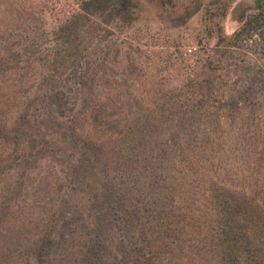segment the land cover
Wrapping results in <instances>:
<instances>
[{"label":"rangeland","instance_id":"obj_1","mask_svg":"<svg viewBox=\"0 0 264 264\" xmlns=\"http://www.w3.org/2000/svg\"><path fill=\"white\" fill-rule=\"evenodd\" d=\"M261 7L258 0H0V121L4 117H12L14 121L29 112L33 130L28 134L35 137L37 148L44 147V140H59L61 147H68L69 142L64 143L62 134L69 133L74 118H84L82 96L77 89H88L94 103L85 116L87 121H83L77 133L97 141L112 135V128L116 135L119 134L122 125L127 128L142 115H148L150 120L154 117V123H161L168 116L174 121L169 122V128L161 125L154 133L152 140L158 141L157 146L152 142L130 153L154 149L158 152L154 155L159 157L158 148L168 152L172 149L174 153L179 150L165 143L171 133L172 137L185 139L197 132L200 144L197 142L196 149L201 148L204 158L200 162L192 159V144L186 149L187 159L194 162L197 173L209 180L214 171L222 178L229 177L225 172L231 171L238 179H243L247 176L243 171L249 172L252 167L248 158L254 159V156L256 159L259 152H264V19L259 17ZM255 17L259 19L248 24ZM75 20L80 25L78 36L69 37L67 25ZM248 29L252 30L247 32ZM77 42L82 44L75 55L72 52ZM80 70L89 78L85 88L78 86L74 78L67 79ZM47 76L54 77L49 79L50 86L58 84L76 91V94L69 93V99L78 97V100L65 111V117L42 97V91L48 87L43 83ZM180 124L185 125L183 132ZM42 125L54 128L48 131ZM58 125L61 130L55 129ZM253 140L258 144V151L255 148L246 155ZM7 148L0 145V153ZM69 148L78 155V150ZM236 148L243 159H234ZM48 159L43 156L38 165L31 166V190L46 186V178L50 185L58 184L56 175L50 174L47 168L56 167L61 171V164H48ZM260 164L264 171V162ZM166 170L169 175L165 183L159 184L164 188H159L152 199L148 193L143 194L144 203L138 205L140 225L132 220L123 221L117 214L110 215L113 226H117H112L106 239L103 264L189 263L192 255L187 251L194 252L196 247L187 245L184 254L182 245L167 241L171 229L178 226L175 222H179L178 218L181 219L186 206L190 205L189 201L185 203L181 199L186 192L180 196L168 195L172 193L175 178L180 179L186 172L177 153ZM14 174L10 171L4 186L12 182ZM236 177L225 179L230 183L226 185L227 190L232 182L238 181ZM61 181L64 186L68 184L63 178ZM41 199L43 204L44 192ZM170 199L183 209L169 208L166 202ZM26 202L28 205L34 203L31 199ZM50 203L47 209L54 211ZM91 203L92 200L85 204L87 213ZM38 206L35 212L30 206L22 205V216L27 225L28 220H33L45 228L46 221L41 220V216L48 212ZM144 206L151 207L152 213L144 212ZM196 216L203 227L201 230L214 224L213 219L207 220L205 215ZM233 218L238 221V216L233 215ZM90 219L87 215L81 222L88 225ZM14 221L12 216L8 222L10 238L15 230ZM90 228L78 227V232L69 235L67 242L58 239L59 246L66 244L52 255L51 264H87L80 257L88 248L83 247V240L95 242ZM28 229L35 231L33 226ZM175 238L179 239L176 235ZM1 263L12 264L10 261ZM17 263L22 264L20 260Z\"/></svg>","mask_w":264,"mask_h":264},{"label":"trees","instance_id":"obj_2","mask_svg":"<svg viewBox=\"0 0 264 264\" xmlns=\"http://www.w3.org/2000/svg\"><path fill=\"white\" fill-rule=\"evenodd\" d=\"M258 2L262 3V14L259 17L264 19V0H258ZM77 17H80V14ZM257 19L259 18L251 19L248 24L252 25ZM67 29L70 30L68 31L69 37L74 34L78 36L77 30H80V25L75 20L73 24L67 25ZM250 30L252 29H248L247 32ZM81 44V42H77L72 54L79 53ZM72 78L75 79L78 86L83 88L86 87L89 80L87 74L82 70L67 77V79ZM49 79H54V77L44 78L43 83L48 87L42 91V97L48 105L53 106L55 111L64 116L71 104H75L78 100V97L69 99V93L76 94V91L66 90L64 86L58 84L50 86ZM77 93L82 96L81 113L84 118L83 120L74 118L70 122L69 133L62 134L64 143L69 142L68 147H61L59 140H44L46 147L44 145L43 148H37L38 142L35 137L28 134L33 130L32 116L29 112H25L14 121H11L12 117L9 119L4 117L0 121V145L8 147L6 151L0 153V264L9 261L12 264H19L18 260L22 264H51L52 255L60 247H64L66 244L64 242H67L69 235L76 234L79 230L78 227L87 230L89 226L91 227L89 232L94 236L95 242L92 244L90 241L89 243L87 238L83 240V247L88 248L80 258L84 259L87 264H103L107 253L106 239L113 227L117 226L115 224L113 226L110 215L114 213L123 221L132 220L140 225L138 205L144 203L143 194L148 193L152 199L157 190H160L159 188H164L159 184L165 183L166 177L169 175L166 169L171 167L176 153L184 162L186 172L182 171L183 175L180 179L175 178L176 182L172 184L174 186L171 188L172 193L170 192L168 195L170 197L174 194L180 196L182 192H186V195L181 199L185 203L189 201L190 205L186 206L181 219L178 218L179 222H175L178 226L171 229L172 234H168L167 241L172 245H182L181 252L184 254L186 247H196L194 252L187 251V254L192 255L187 264H264V171L260 164L264 162V152H259L256 159L254 156V159L248 158V162H252V167L249 172L243 171L247 175L243 179H238L231 171L225 172L230 174L229 177L222 178L218 171H214L210 173V176L213 177L207 180L197 173L194 162H190L186 156V149L190 148L192 144L190 152L192 159L200 162L204 158L201 148L199 147L200 150L196 149L198 148L196 144L199 143L197 132L193 137L188 135L185 139L172 137L173 133H171V137L165 143H171L173 149L179 150L174 153H172V149L168 152V150L158 148L161 153L159 157L154 155L158 153L154 149L150 152L143 150V152L137 151L131 154L132 149L144 147L146 144L151 145L152 142H155L154 144L157 146L158 141L152 140L154 133L160 130L159 126L161 125L169 128V122L174 120L167 116L163 122L154 123L156 121L154 117H151L150 120L148 115H142L137 118V122L128 125L129 127L126 128L122 125L119 134L116 135L112 128V135L95 141L91 137L88 138L77 133L79 126L84 123L83 121H87L85 116L94 103L92 93L88 89L83 91L77 89ZM174 114L177 113L174 112ZM179 126L183 132L185 125L180 124ZM52 128H54L53 125L44 126V129L48 131H51ZM61 128L60 125L55 127L58 130ZM58 130L56 133L59 132ZM113 136L114 138H112ZM174 138L177 142L173 141ZM257 145L256 140H253L249 145L250 148L246 149V155H249L255 148L257 152ZM69 147L78 150L76 152L78 155L73 154V150L69 151ZM239 153L238 148L234 149V159H243ZM43 156H48V164L51 162L61 164V171H57L56 167L47 168L49 173L51 172L50 174L56 175L58 184L50 185L46 178V186L31 190L29 187V180L33 174L31 166L35 163L38 165ZM254 169H256L255 172H253ZM10 171L15 172L16 175H13L11 183L4 186L5 180L10 177ZM195 174L196 179H194ZM235 177L238 181L232 182V186H230L234 191L231 188L227 190L226 185L230 184L228 181L234 180ZM62 178L68 182L66 186L61 181ZM184 178L187 181H184ZM226 178L229 180H225ZM150 180L151 186L149 185ZM259 180H263V182L261 183ZM190 182L194 185L193 188ZM239 182L243 183L239 185ZM42 192H44L43 204L41 202ZM58 194L59 196L56 198L55 196ZM226 196L228 198L222 199ZM29 199L34 203L28 205L26 201ZM91 200L92 203L88 207L90 211L87 213L85 204ZM49 203L54 206L52 207L54 211L47 209ZM166 203L171 209H178V211L183 209L180 208L178 202H174L172 199ZM148 204L149 206L153 205L151 202ZM22 205L30 206L35 212L40 205L46 213L48 212L41 216V220L46 221L45 228L41 226V223L39 225L33 223V220H28L29 224L27 225L22 216ZM148 208L144 206L142 210L148 211L149 214L152 213L151 207ZM87 215L91 218L88 225L81 222L83 218H87ZM196 215L199 218L206 216L207 220L211 218L214 224L204 226L205 229L201 230V222L198 223L199 219ZM233 215L238 216V221L232 220L234 219ZM12 216L15 218L16 228L14 227L13 237L11 235L10 238L7 232L9 230L8 222ZM17 223L20 225L19 227H17ZM28 226H33L35 231L32 229L30 232ZM94 232H96L95 235ZM86 234L88 233L86 232ZM175 235L179 238L178 240L173 239ZM58 239L64 240L63 246H59ZM190 241H193V244H189ZM192 261L195 262L192 263ZM180 264H183V261Z\"/></svg>","mask_w":264,"mask_h":264},{"label":"built area","instance_id":"obj_3","mask_svg":"<svg viewBox=\"0 0 264 264\" xmlns=\"http://www.w3.org/2000/svg\"><path fill=\"white\" fill-rule=\"evenodd\" d=\"M80 6V4L78 5V7Z\"/></svg>","mask_w":264,"mask_h":264}]
</instances>
